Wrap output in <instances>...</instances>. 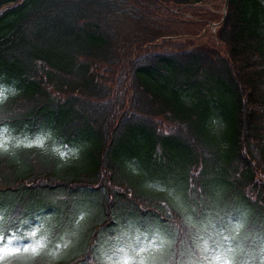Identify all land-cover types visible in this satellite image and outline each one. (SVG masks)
Masks as SVG:
<instances>
[{
    "label": "trees",
    "instance_id": "1",
    "mask_svg": "<svg viewBox=\"0 0 264 264\" xmlns=\"http://www.w3.org/2000/svg\"><path fill=\"white\" fill-rule=\"evenodd\" d=\"M204 1L0 0L7 264H264V0L221 51L174 31Z\"/></svg>",
    "mask_w": 264,
    "mask_h": 264
},
{
    "label": "rangeland",
    "instance_id": "2",
    "mask_svg": "<svg viewBox=\"0 0 264 264\" xmlns=\"http://www.w3.org/2000/svg\"><path fill=\"white\" fill-rule=\"evenodd\" d=\"M183 23L175 25L174 31L181 39H189L195 44L215 47L223 46L216 41V29L225 12V0H205L203 3L184 8Z\"/></svg>",
    "mask_w": 264,
    "mask_h": 264
},
{
    "label": "snow or ice",
    "instance_id": "3",
    "mask_svg": "<svg viewBox=\"0 0 264 264\" xmlns=\"http://www.w3.org/2000/svg\"><path fill=\"white\" fill-rule=\"evenodd\" d=\"M6 139V138H5ZM6 150L5 143L0 141V151ZM62 155L64 153H61ZM42 247V242H30V246H17L11 240L6 239L3 235H0V264H7L6 257H11L21 251H31L35 256L39 253ZM226 264H231V262H226Z\"/></svg>",
    "mask_w": 264,
    "mask_h": 264
}]
</instances>
